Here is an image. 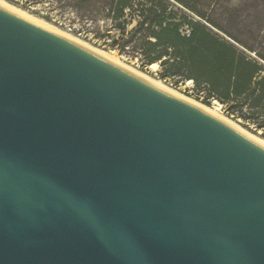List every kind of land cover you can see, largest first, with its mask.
Returning <instances> with one entry per match:
<instances>
[{
    "label": "water",
    "instance_id": "95a60500",
    "mask_svg": "<svg viewBox=\"0 0 264 264\" xmlns=\"http://www.w3.org/2000/svg\"><path fill=\"white\" fill-rule=\"evenodd\" d=\"M0 264H264V146L0 4Z\"/></svg>",
    "mask_w": 264,
    "mask_h": 264
},
{
    "label": "trees",
    "instance_id": "16d2710c",
    "mask_svg": "<svg viewBox=\"0 0 264 264\" xmlns=\"http://www.w3.org/2000/svg\"><path fill=\"white\" fill-rule=\"evenodd\" d=\"M142 4L133 36L139 38L149 65L160 62L161 75L179 79H192L207 97L220 100L228 106L233 117H242L263 127L264 123V54L231 32L232 40L220 34L195 16L204 18L216 28H224L208 14L188 0H152ZM132 0H113L114 16L122 17ZM177 8L191 26L190 33L182 34L183 20H175ZM224 31V30H223ZM153 38V39H152ZM255 52L257 57L251 53ZM245 107L251 112L244 111ZM264 137V131L261 133Z\"/></svg>",
    "mask_w": 264,
    "mask_h": 264
},
{
    "label": "rangeland",
    "instance_id": "374dc122",
    "mask_svg": "<svg viewBox=\"0 0 264 264\" xmlns=\"http://www.w3.org/2000/svg\"><path fill=\"white\" fill-rule=\"evenodd\" d=\"M10 3L19 6L32 14L44 18L53 24L69 31L67 27L69 25L75 26V31L81 30L83 35H79L72 32L79 37L89 41L90 43L105 48L114 49V47L103 46L99 41L107 34L108 30L113 32L119 28L126 26L128 23L130 26L119 39L120 50H116L117 55L121 56L125 62L132 64L133 66L149 73L153 77L161 79L164 83L172 86L182 93L206 103L210 106H214V100L219 103V111L222 115L227 116L243 128L251 131L255 134L261 135L264 131V126L259 127L257 123L244 120L242 117H233L234 114L229 112L228 106L222 103L217 98L207 97L205 91H201L197 88V85L192 79L191 83H187L188 79L173 78L171 76L164 77L161 75L162 66L159 63L157 69H151L149 63L145 61V54L142 44L137 38L133 36L134 29L136 28L141 17L139 15V9L142 4L149 6L150 3H155L152 0H132L129 9L124 10L122 17L114 16V4L113 0H7ZM175 7H182L176 0H170ZM192 4H196L201 10L208 14L209 18L220 24L224 29L220 30L213 26L210 22L204 18L191 14L199 20L205 22L214 30L224 35L228 39L232 40L226 32H231L239 39L243 40L247 44L253 46L259 52L264 54V0H188ZM127 8V7H126ZM176 10L175 20H183L180 27V31L187 33L191 30V26L188 24L177 8L168 7L167 11ZM153 39V38H152ZM257 57L255 52L251 53ZM262 62H264L262 60ZM244 111L251 112L252 110L245 107ZM261 122L262 119H257ZM262 136V135H261Z\"/></svg>",
    "mask_w": 264,
    "mask_h": 264
},
{
    "label": "bare ground",
    "instance_id": "6f19581e",
    "mask_svg": "<svg viewBox=\"0 0 264 264\" xmlns=\"http://www.w3.org/2000/svg\"><path fill=\"white\" fill-rule=\"evenodd\" d=\"M0 4L9 8L10 10L15 11L19 14H22V15L40 23V24H43L49 28H52L53 30L67 36L68 38L72 39L73 41L77 42L78 44H80V45L86 47L87 49H89V50H91V51L115 62V63H117L118 65L126 68L127 70L135 73L136 75H138V76L148 80L149 82L159 86L160 88L182 97L183 99L194 104L195 106H197V107L209 112L210 114L220 118L221 120H223L225 123L231 125L232 127L242 131L243 133H245L246 135H248L249 137H251L252 139H254L255 141H257L258 143H260L261 145L264 146V137L263 136L255 134L251 131H248L247 129L243 128L239 123L234 121L233 119L222 115L221 112L219 111L220 107L218 106L219 103L217 102V100H214V104H215L214 106H210L206 103H202L201 101H198V100L182 93L178 89L167 85L161 79L153 77L149 73L133 66L130 63L125 62L123 59H121V56L117 55L116 50H114V49H105V48L96 46V45L90 43L89 41L83 39L82 37H79L78 35L63 29V28L57 26L56 24H53L52 22H50L44 18L38 17V16L32 14L31 12L10 3L7 0H0ZM158 65H159L158 62H153L149 65V67L151 69L155 70L158 68ZM191 82H192V80L187 81L188 84Z\"/></svg>",
    "mask_w": 264,
    "mask_h": 264
},
{
    "label": "built area",
    "instance_id": "2783aa9c",
    "mask_svg": "<svg viewBox=\"0 0 264 264\" xmlns=\"http://www.w3.org/2000/svg\"><path fill=\"white\" fill-rule=\"evenodd\" d=\"M127 9H129V7L125 8L124 10H127ZM129 26L130 25L127 23L126 26L123 25V27L117 28L114 32L112 30H108L107 34L104 35L103 38L100 39L99 41L103 44V46L114 47V50H120L118 48L120 36H122V34L128 30ZM67 29L79 35H83L81 30L78 29L77 32L75 31L76 29L75 26L69 25ZM181 32L182 34H187V35L190 33V31H188L187 33H185L184 31H181Z\"/></svg>",
    "mask_w": 264,
    "mask_h": 264
}]
</instances>
